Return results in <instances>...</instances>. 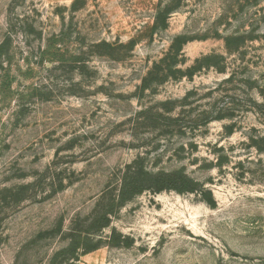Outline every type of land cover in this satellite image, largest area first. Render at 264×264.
<instances>
[{
	"label": "rangeland",
	"instance_id": "1",
	"mask_svg": "<svg viewBox=\"0 0 264 264\" xmlns=\"http://www.w3.org/2000/svg\"><path fill=\"white\" fill-rule=\"evenodd\" d=\"M8 30L0 190L25 189L0 205V264H66L77 227L98 248L67 264H264V0H0ZM138 157L191 190L90 224Z\"/></svg>",
	"mask_w": 264,
	"mask_h": 264
},
{
	"label": "trees",
	"instance_id": "2",
	"mask_svg": "<svg viewBox=\"0 0 264 264\" xmlns=\"http://www.w3.org/2000/svg\"><path fill=\"white\" fill-rule=\"evenodd\" d=\"M9 27L10 29L13 28L11 21ZM225 45L228 49L231 46V41L229 42L228 38L225 39ZM94 46L103 51L104 54H108L107 52L109 51L103 50L101 47L111 48V44L107 42L95 43ZM10 47L11 37L8 30L3 40L0 42V58L9 53ZM73 65L80 74L88 68L87 61L82 59L81 55L74 58ZM260 104L261 105L258 104L256 106L264 108V100ZM261 114L264 116V111H262ZM228 116L229 115L224 114L222 109L208 110L202 113V119L199 122L200 124H207L213 120H222ZM191 185L192 182L182 169L166 170L162 168L150 170L145 167L143 159L138 157L120 169L116 184L111 187V190L103 192L101 199L105 200L106 203L100 208L101 211L96 213L90 224L96 226L98 229L107 227L110 223L113 210L122 206L129 197L136 194H141L145 191L158 193L164 190L184 192L190 191L192 188ZM24 189L25 185L20 186L17 190H0V205L10 199L14 202L21 200ZM51 232H63L61 223L59 222L57 227L52 229ZM67 235V238H69L67 245L54 254V259L60 257L67 264L77 259L79 250H81L83 254L98 248V245H92L90 241L86 240V236L88 235L86 229L80 227L75 229L71 228L68 230Z\"/></svg>",
	"mask_w": 264,
	"mask_h": 264
}]
</instances>
